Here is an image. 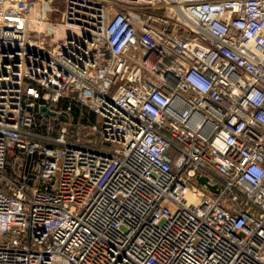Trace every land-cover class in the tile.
<instances>
[{
    "label": "built area",
    "instance_id": "1",
    "mask_svg": "<svg viewBox=\"0 0 264 264\" xmlns=\"http://www.w3.org/2000/svg\"><path fill=\"white\" fill-rule=\"evenodd\" d=\"M0 264H264V0H0Z\"/></svg>",
    "mask_w": 264,
    "mask_h": 264
},
{
    "label": "water",
    "instance_id": "2",
    "mask_svg": "<svg viewBox=\"0 0 264 264\" xmlns=\"http://www.w3.org/2000/svg\"><path fill=\"white\" fill-rule=\"evenodd\" d=\"M201 181H205V178H203V177H201V178H199ZM211 188H214V186L213 185H211L210 186Z\"/></svg>",
    "mask_w": 264,
    "mask_h": 264
}]
</instances>
